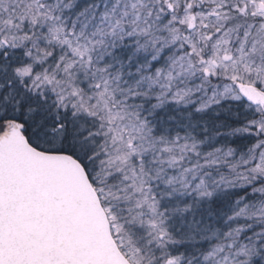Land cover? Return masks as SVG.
Listing matches in <instances>:
<instances>
[{"label": "snow or ice", "instance_id": "6c2138e0", "mask_svg": "<svg viewBox=\"0 0 264 264\" xmlns=\"http://www.w3.org/2000/svg\"><path fill=\"white\" fill-rule=\"evenodd\" d=\"M0 264H264V0H0Z\"/></svg>", "mask_w": 264, "mask_h": 264}]
</instances>
